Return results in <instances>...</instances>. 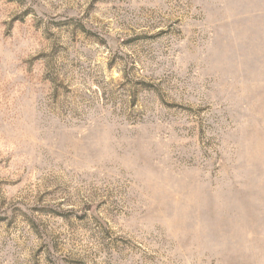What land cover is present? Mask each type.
<instances>
[{"label":"rangeland","instance_id":"374dc122","mask_svg":"<svg viewBox=\"0 0 264 264\" xmlns=\"http://www.w3.org/2000/svg\"><path fill=\"white\" fill-rule=\"evenodd\" d=\"M0 264H264V0H0Z\"/></svg>","mask_w":264,"mask_h":264}]
</instances>
